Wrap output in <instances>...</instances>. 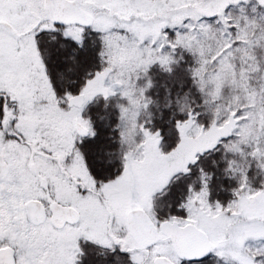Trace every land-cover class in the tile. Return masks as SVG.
Segmentation results:
<instances>
[{"label":"snow or ice","instance_id":"6c2138e0","mask_svg":"<svg viewBox=\"0 0 264 264\" xmlns=\"http://www.w3.org/2000/svg\"><path fill=\"white\" fill-rule=\"evenodd\" d=\"M0 264H264V0H0Z\"/></svg>","mask_w":264,"mask_h":264}]
</instances>
